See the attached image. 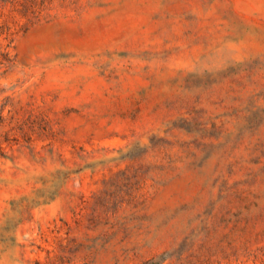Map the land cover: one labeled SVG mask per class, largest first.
Here are the masks:
<instances>
[{
  "label": "rangeland",
  "instance_id": "1",
  "mask_svg": "<svg viewBox=\"0 0 264 264\" xmlns=\"http://www.w3.org/2000/svg\"><path fill=\"white\" fill-rule=\"evenodd\" d=\"M0 264H264V0H0Z\"/></svg>",
  "mask_w": 264,
  "mask_h": 264
}]
</instances>
